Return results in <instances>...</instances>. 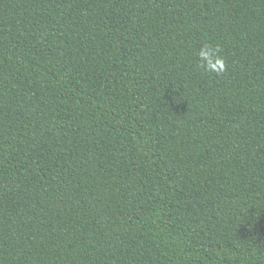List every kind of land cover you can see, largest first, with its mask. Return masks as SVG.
I'll return each instance as SVG.
<instances>
[{
  "label": "trees",
  "instance_id": "obj_1",
  "mask_svg": "<svg viewBox=\"0 0 264 264\" xmlns=\"http://www.w3.org/2000/svg\"><path fill=\"white\" fill-rule=\"evenodd\" d=\"M0 264H264V0H0Z\"/></svg>",
  "mask_w": 264,
  "mask_h": 264
},
{
  "label": "clouds",
  "instance_id": "obj_2",
  "mask_svg": "<svg viewBox=\"0 0 264 264\" xmlns=\"http://www.w3.org/2000/svg\"><path fill=\"white\" fill-rule=\"evenodd\" d=\"M197 65L204 73L222 75L226 71L225 58L222 55V49L218 44L210 42L202 43L195 50Z\"/></svg>",
  "mask_w": 264,
  "mask_h": 264
}]
</instances>
